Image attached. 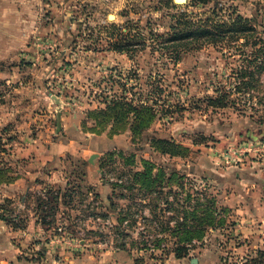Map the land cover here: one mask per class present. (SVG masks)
<instances>
[{
	"label": "rangeland",
	"instance_id": "obj_1",
	"mask_svg": "<svg viewBox=\"0 0 264 264\" xmlns=\"http://www.w3.org/2000/svg\"><path fill=\"white\" fill-rule=\"evenodd\" d=\"M0 3V230H10L18 261L249 264L264 252V124L250 111H212L203 102L228 87L241 43L226 50L202 42L178 53L165 43L177 21L205 19L215 7L223 19L234 13L255 25L264 0ZM142 105L156 113L138 126ZM155 139L176 145V154ZM145 166L154 174L170 168L197 189L206 179L226 209L224 225L194 242L186 258L137 251L132 241L143 226L122 239L114 227L127 203L119 185ZM120 243L129 253L117 250Z\"/></svg>",
	"mask_w": 264,
	"mask_h": 264
},
{
	"label": "trees",
	"instance_id": "obj_2",
	"mask_svg": "<svg viewBox=\"0 0 264 264\" xmlns=\"http://www.w3.org/2000/svg\"><path fill=\"white\" fill-rule=\"evenodd\" d=\"M197 1L203 3L205 0ZM221 12L222 9L215 7L207 13L205 19L177 21L173 36L165 39V43L172 41L176 53L189 48L191 44L202 42L226 50L233 44L241 43L237 53L240 64L227 79L228 87L215 89L214 96L205 97L203 102L212 111L232 108L243 116L250 111L247 117L262 125L264 111L256 106L264 108V19L252 25L240 15L232 16L234 13L223 19L219 15ZM163 107L166 112L175 108L169 100L163 102ZM155 113L148 105L135 109L138 126L148 123ZM151 144L160 146L163 153L171 156L176 154L174 149L177 146L168 140L155 139ZM164 167L167 168V165ZM164 167L155 174V169L149 166H145L141 173L129 172L130 179L124 185H119L123 192L117 197L127 203L120 208L114 227L122 239L131 238L129 230L141 225L143 228L135 233L136 239L132 241L137 251L157 250L161 257L173 255L175 259H183L195 249L194 242L202 241L208 231L224 225L222 216L226 209L219 204L217 196L210 192L211 187L206 179H202L204 186L197 189L192 180L185 177L173 178L175 172L170 168L165 171ZM185 181L189 191L185 190ZM173 183L176 187H172ZM63 197L66 198L67 195L64 194ZM108 202V210L116 218L115 205L111 199ZM40 208V205L37 206V210ZM41 223L45 224V221L42 220ZM13 228L24 229L21 225H14ZM201 246L202 243L199 244ZM118 249L128 252L126 243H120ZM249 264H264V252L259 253Z\"/></svg>",
	"mask_w": 264,
	"mask_h": 264
},
{
	"label": "crops",
	"instance_id": "obj_3",
	"mask_svg": "<svg viewBox=\"0 0 264 264\" xmlns=\"http://www.w3.org/2000/svg\"><path fill=\"white\" fill-rule=\"evenodd\" d=\"M1 1V0H0ZM6 10L4 6L1 7V3H0V11H4ZM71 141L69 142V147L71 146ZM10 230L5 229V231H3L2 229L0 230V234L2 236V234H5V236L3 237V240H0V264H31V262H26L25 259H23V262H21L20 260H17V251L15 248V245L13 244L12 241H10L9 237H7V235H11L9 233ZM12 231V230H11ZM4 232V233H3ZM23 238L24 241H26V238L28 237L27 234H25V232H23ZM117 251V250H116ZM85 260L88 259H84L83 257L81 258V260H79L78 264H83V262Z\"/></svg>",
	"mask_w": 264,
	"mask_h": 264
},
{
	"label": "water",
	"instance_id": "obj_4",
	"mask_svg": "<svg viewBox=\"0 0 264 264\" xmlns=\"http://www.w3.org/2000/svg\"><path fill=\"white\" fill-rule=\"evenodd\" d=\"M175 3H182L185 0H173ZM97 155H92L89 159H88V164L92 165L93 164V159L96 157Z\"/></svg>",
	"mask_w": 264,
	"mask_h": 264
},
{
	"label": "bare ground",
	"instance_id": "obj_5",
	"mask_svg": "<svg viewBox=\"0 0 264 264\" xmlns=\"http://www.w3.org/2000/svg\"><path fill=\"white\" fill-rule=\"evenodd\" d=\"M182 1V0H181Z\"/></svg>",
	"mask_w": 264,
	"mask_h": 264
}]
</instances>
